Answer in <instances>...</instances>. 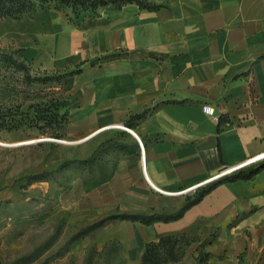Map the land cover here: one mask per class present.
Masks as SVG:
<instances>
[{
    "label": "crops",
    "instance_id": "obj_1",
    "mask_svg": "<svg viewBox=\"0 0 264 264\" xmlns=\"http://www.w3.org/2000/svg\"><path fill=\"white\" fill-rule=\"evenodd\" d=\"M148 1L160 6L122 1L73 21L57 7L0 18L28 60L79 68L60 103L71 158L129 134L127 150L107 147L94 178L78 166L60 193L76 195L79 218L177 210L190 193L172 192L264 152V0ZM107 224L119 246L100 264H264V168L216 185L177 219Z\"/></svg>",
    "mask_w": 264,
    "mask_h": 264
},
{
    "label": "rangeland",
    "instance_id": "obj_2",
    "mask_svg": "<svg viewBox=\"0 0 264 264\" xmlns=\"http://www.w3.org/2000/svg\"><path fill=\"white\" fill-rule=\"evenodd\" d=\"M72 3L81 9L74 0H0V18L57 7L73 21ZM67 78L28 60L0 29V264H100L119 246L108 221L91 228L105 213L79 218L76 195L60 196L80 173L65 163L72 145L57 137Z\"/></svg>",
    "mask_w": 264,
    "mask_h": 264
},
{
    "label": "trees",
    "instance_id": "obj_3",
    "mask_svg": "<svg viewBox=\"0 0 264 264\" xmlns=\"http://www.w3.org/2000/svg\"><path fill=\"white\" fill-rule=\"evenodd\" d=\"M73 1V0H70ZM76 2H81L82 6L81 9L78 7V5H74L73 3V8H75V11H72L74 13H77L78 17L81 14V10L88 11L89 13H96L97 9L99 6L111 4V3H117V2H122V1H136L140 6L146 7V8H158L160 5L152 3L148 0H74ZM70 3V2H69ZM18 5V4H17ZM77 6V7H76ZM13 7H16L14 5ZM77 10L80 12H77ZM23 15H13L15 17H21ZM82 15V14H81ZM79 69V68H78ZM78 69L74 70H67L64 71L65 75L67 77L76 71ZM61 120L63 121V126L62 130L65 128V122L67 120L66 117V112L62 113L60 115ZM127 126L132 127V124L130 122L127 123ZM128 132L125 130H119L115 132V135L111 137L110 139H107L104 141L98 148L97 153L93 154L92 156L86 157V158H70L65 161L66 165H76V166H81L82 167V172L84 177H90L94 178L96 174L94 173V164L95 162H99L102 156V152L104 149H106L109 146H115L117 149L121 150H127L128 149V144L124 141L126 137H128ZM57 137H63V131L60 135ZM133 148H138V153L141 154V146L138 141L132 144ZM264 168V160L260 161L258 163L252 164L248 167L241 168L237 171H233L230 173H227L219 178H216L202 186H200L195 193H190L186 195L185 202L179 207L177 210H165V211H156V210H150L147 212H125V211H117L115 213H111L109 215H106L105 217L101 218L99 221L94 223L91 228L100 226L104 224L107 221L110 220H116V219H128L132 221H140L146 224L153 223L155 221H169V220H174L179 217H181L184 212L197 203L201 198L212 188H214L216 185L222 183V182H227V181H232L240 178H250L260 170ZM64 189H67L65 187Z\"/></svg>",
    "mask_w": 264,
    "mask_h": 264
},
{
    "label": "built area",
    "instance_id": "obj_4",
    "mask_svg": "<svg viewBox=\"0 0 264 264\" xmlns=\"http://www.w3.org/2000/svg\"><path fill=\"white\" fill-rule=\"evenodd\" d=\"M217 118V116H216ZM122 126L123 128H126V126L124 125H120ZM138 141L140 143V146H141V156H142V161H143V168H144V174L146 175V168H145V151H144V144L142 142V140L140 138H138ZM264 160V152L262 153H259L258 155H255L249 159H247L246 161L242 162V163H239L238 165H235V166H232V167H227V168H224L222 171H220L219 173L213 175L212 177L192 186V187H189L187 189H183V190H180V191H176V192H172V193H187V192H190L192 190H194L195 188H197L198 186H201V185H204L216 178H219L227 173H230L236 169H239L241 167H244L246 165H249V164H252V163H256V162H259V161H263ZM147 176V175H146Z\"/></svg>",
    "mask_w": 264,
    "mask_h": 264
},
{
    "label": "water",
    "instance_id": "obj_5",
    "mask_svg": "<svg viewBox=\"0 0 264 264\" xmlns=\"http://www.w3.org/2000/svg\"><path fill=\"white\" fill-rule=\"evenodd\" d=\"M130 131H132L131 129H130ZM133 132V131H132ZM137 138H139L138 136H137ZM40 140H42V139H40V138H36V139H31V140H29V141H25L24 143H32V142H37V141H40Z\"/></svg>",
    "mask_w": 264,
    "mask_h": 264
},
{
    "label": "bare ground",
    "instance_id": "obj_6",
    "mask_svg": "<svg viewBox=\"0 0 264 264\" xmlns=\"http://www.w3.org/2000/svg\"><path fill=\"white\" fill-rule=\"evenodd\" d=\"M46 139H51V138H46ZM55 140L63 141V140H60V139H55ZM64 141H65V140H64ZM65 142H67V141H65ZM68 142H70V141H68Z\"/></svg>",
    "mask_w": 264,
    "mask_h": 264
}]
</instances>
